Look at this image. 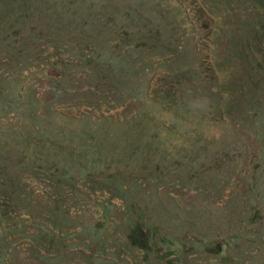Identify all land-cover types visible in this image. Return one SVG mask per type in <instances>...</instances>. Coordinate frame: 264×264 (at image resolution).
I'll return each instance as SVG.
<instances>
[{
    "label": "rangeland",
    "instance_id": "obj_1",
    "mask_svg": "<svg viewBox=\"0 0 264 264\" xmlns=\"http://www.w3.org/2000/svg\"><path fill=\"white\" fill-rule=\"evenodd\" d=\"M0 264H264V0H0Z\"/></svg>",
    "mask_w": 264,
    "mask_h": 264
},
{
    "label": "trees",
    "instance_id": "obj_2",
    "mask_svg": "<svg viewBox=\"0 0 264 264\" xmlns=\"http://www.w3.org/2000/svg\"><path fill=\"white\" fill-rule=\"evenodd\" d=\"M134 237V241L135 242H137V243H141V242H143V240L140 238V237H135V236H133Z\"/></svg>",
    "mask_w": 264,
    "mask_h": 264
}]
</instances>
